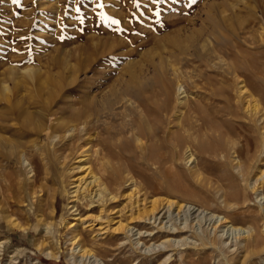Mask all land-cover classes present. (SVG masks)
Here are the masks:
<instances>
[{"label":"rangeland","instance_id":"rangeland-1","mask_svg":"<svg viewBox=\"0 0 264 264\" xmlns=\"http://www.w3.org/2000/svg\"><path fill=\"white\" fill-rule=\"evenodd\" d=\"M261 4L262 0H0V87L3 79H19L25 70L43 80L61 77L67 83L54 93L53 107L44 114L47 122L34 115L42 99L37 100L30 83L20 80L13 90L15 100L34 116L25 125L21 117L5 115L8 104L0 101V118L5 117L0 119V136L16 144L14 150L4 151L7 159H0V264H264V146L251 162L243 156L231 159V143L237 151L252 149L255 132L244 124L248 121L233 116L235 106L214 92L197 106L205 93L196 94L188 79L187 97L176 111L177 90L165 71L168 64L189 74L193 65L183 59H197L192 41L206 34L215 39L212 30L222 21L234 27L229 28L233 33L219 30L223 40L212 45L213 53L202 50L200 58L244 59L236 64L239 73L264 107V17L256 9ZM153 62L164 69L162 73L153 69ZM227 79L232 81L231 76ZM222 86L213 87L219 91ZM118 95V105L109 107ZM85 98L102 115L97 122L68 131L76 110L86 109L80 104ZM178 112L183 120L195 117L185 125L197 143L176 149L170 134L176 133ZM57 121L50 141L47 129ZM15 151L24 153L29 166L12 156ZM81 154L95 170L105 155L112 166L106 179L122 181L121 198L107 203L103 211L87 209L82 197L70 203L72 180L79 176L75 162ZM121 168L129 175H120ZM136 190L144 194L138 201L145 199L146 206L152 199H171L203 212L190 215L172 209L147 223L135 218L140 204L134 207L132 196L122 197ZM92 216H99L100 228L97 222L90 223L93 227L81 223ZM215 216L225 218L231 228L216 223ZM116 222H127L133 230L105 234L102 228ZM185 222L189 231L182 228ZM244 232L253 238L246 247ZM79 248L89 249L93 257L81 256Z\"/></svg>","mask_w":264,"mask_h":264},{"label":"bare ground","instance_id":"bare-ground-1","mask_svg":"<svg viewBox=\"0 0 264 264\" xmlns=\"http://www.w3.org/2000/svg\"><path fill=\"white\" fill-rule=\"evenodd\" d=\"M255 1H258V0H254V2ZM256 3H258V2H256ZM256 3L254 4V6L256 5ZM256 9L258 10L259 13L262 14V17H264V0H262V4L259 5ZM213 10L215 11L214 7H213ZM251 14L253 15L254 19L258 20V18L256 17L257 11L254 12L252 10ZM226 20L228 21V19H226ZM218 22L221 24L218 23L217 28L213 29L214 31L212 30V34L216 35L215 39L214 38L211 39L210 35L206 34L204 36L199 35L195 38V40L192 41L191 47L193 50L192 51L193 55H194L193 57H195L197 59H183V60H187V61L189 60V62L193 65V69L191 70V72L189 74L187 72H183L181 69H179L177 67L174 68V66L166 64L167 65L166 66L167 69L165 70L166 74L174 80L175 87L177 90V93H176L177 107L175 106L173 108L176 111L178 109L180 110L181 109L180 104H182L183 101H185L184 98L186 96V90L184 89V85H185L184 82L187 81V79L190 82V85L192 86V89H193V91L196 92V94L198 93V94L202 95L203 93L201 91H203L205 93L204 94L205 98L202 99L201 101L196 102L197 106H199L200 103L205 104L207 101H209L211 99V97L214 96L213 92L215 93V96L222 95L221 97H223L225 99V102L227 103V105L230 104V105L235 106L233 108L234 110H236L235 112L232 111V109H231L232 115L233 116H241L243 119L248 121V124H246V123H244V124L247 126L248 129H251L252 132L253 131L255 132L254 133L255 134L254 140L256 142L255 141L253 142L252 149H250L249 147L248 148L244 147L241 149V151H237L236 148L231 143V146H230V150L232 152L231 159H238V158H240V156H243L245 159H248L251 162L257 155H259L261 153V148H263L262 146H264V107H263V105H261V102L259 101V99L257 97H255V94L252 91V88H251L249 82L245 78H243L239 73V70H238V67L236 64H237V62L243 61L244 59L243 60L238 59L239 61H237V62H235V61L229 62L227 59H223V56H221V55L216 56L217 59H201L200 58V57H202V50H204L205 48L207 49L206 55L211 53V51L213 53L214 50H213L212 45L214 43H217V41H219V40H221V41L223 40L224 37L222 34H219V30L228 31L231 34L233 33L229 30V28L234 29V27H232V26L228 27L222 21H218ZM235 30H236V28H235ZM241 30L242 29H238L237 31L239 33H241ZM236 36H238V34ZM179 47H180V45H179ZM179 52H180V54L181 53L184 54V51L181 47L179 48ZM216 55H218V54H216ZM163 62L164 61L160 60V62H158V65H162ZM239 63L241 64L242 62H239ZM243 63H245V62L243 61ZM152 66H153V69L156 70L157 72L162 73V71L164 70V69L162 70V68L160 69V67H158L157 64L155 65L154 62H153ZM24 73L25 74L19 79L18 78L17 79L5 78L1 82L0 101L8 104L6 106V111L4 114L5 115L13 114L17 118L21 117V119H22L21 122L23 125L28 123L34 117V116H32L30 111L23 109L24 107L19 102V99L15 100V98L13 96V90H15L16 86L20 83V80H21L22 82L30 83V85L33 86V92L36 94L35 97L37 98V100L40 101L42 99L41 102L38 101L42 107H40L39 111H36L34 113V115L37 117H40V119L41 118L45 119V121L47 122L46 116L44 114L47 113L48 111H50L51 108L53 107V106H51V102L53 101L54 93L56 91L60 90L62 88V86L64 84H67V83H64L65 80L62 79L61 77L60 78L59 77L58 78H55V77L50 78L49 77L46 80H43L41 77L34 76L33 73L30 72L29 70H25ZM207 73H208V75L206 76ZM210 73L215 74V75L212 76V75H210ZM229 76L232 77V81H229L227 79V77H229ZM134 78L138 81L140 77L137 75L136 77L134 76ZM184 78H186V80H184ZM141 79H142V77H141ZM145 82H146V79H145ZM140 85H142V82ZM214 85H224L222 87H223V89L225 88L226 92L224 94H222L220 91H222L223 89L216 91L215 88L213 87ZM145 86H146V84H145ZM20 87H21V84H20ZM87 98L83 99L85 101L80 103L81 108L86 107V109H81L82 111L76 110L77 111L76 117L73 120L70 119L68 121V122H71L69 127L66 128L68 131L75 130L77 128H80L81 126L82 127L87 126L88 124H90L89 121L97 122L98 118L102 115V114L100 115V112L96 110V107L94 106L93 102L86 103ZM118 103H119V95H118V97H116L114 99V102L113 101L111 102L109 107L116 105V104L118 105ZM131 103H133V102H131ZM187 107L188 106H186V108ZM173 113H175V112H173ZM172 114L170 115V118H171ZM179 114H180V112H178L176 115V121H175L176 124L174 126L177 128L176 133L170 134V138H171L170 140H171L174 148H176V149H178V147H180V145L183 146V145H185V143H189L190 141L193 143L194 142L197 143L196 139L192 138V134L189 133L190 128H186V125H185V123L187 122V119L189 122L190 121L192 122V119H195V117L189 115V118H187V119L185 118L183 120V119H180ZM50 116H53V115L51 114ZM3 118H5V117L2 116L0 119L3 120ZM170 122L171 121L169 120V123ZM58 124H59L58 121L56 123H52V124L50 123V125L47 129V138L50 141H53L55 138L54 132H55V128ZM3 127L4 126L0 123V129H2ZM142 146L145 147V149H142L145 151L147 146H145L144 144H142ZM15 148H16L15 142H13L10 139H6L5 137L0 136V159H2V157H4L3 154H4L5 150L11 151V150H14ZM188 149H190V147L186 146L187 156L189 157L190 153H189ZM141 152H143V151H141ZM15 153H16V151H15ZM12 156L16 157V160L17 159L20 160V163L23 166H29V162L25 158V155L23 152H20L19 154L16 153L15 155L13 154ZM6 157H9V156H6ZM6 157H4V158L7 159ZM86 161H87L86 155L81 154L77 158V162H75L78 164V167H76V168H77V171L79 173V176L76 178H73V180H72L73 182L71 181L75 185H72L70 187V191H71V189L73 190L70 192V194H71L70 203H78L79 198L82 197L83 198L82 200L85 199V201H86L85 206L87 209H91L95 206V207H98L100 209V211H103L104 210L103 206L105 207V205H107V203L116 202L117 199L121 198L120 190L122 189V181L120 180L119 177H118L119 181L118 180H112L113 179L112 176L109 177L110 179H106V176H105L107 174L106 172L109 169V167H112V166H111V162H109V160H107V157L105 155H102V157H100V159L97 160L98 165H97L96 170L93 167H91L90 165L89 166L86 165L85 164ZM188 162H190V160ZM252 164H249V165H252ZM121 171L119 172L120 175H124L126 173H127L126 175H129V173L124 170V168H121ZM261 174H262V171H259V177H258L259 179L261 178ZM262 175H264V174H262ZM122 178H124V177H122ZM263 178H264V176H263ZM127 179L131 180L130 182H132L131 177H129ZM2 180H3V176L0 173V189H2V185H1ZM131 185H133V184H131ZM132 193H134V195ZM132 193H126L125 192L122 197L127 199V198H130V196H132V198L134 200H136L134 207L135 206L137 207L138 204H140V208L138 210L137 217H135V218L139 219V220L142 219L147 223L152 221V220L158 219L159 215H163L164 213H168L172 209L175 210L176 213L184 211V212H187L188 214L190 213V215L191 214L197 215L198 213L203 212L202 209L193 208L192 206H189V205H183L182 203L176 202V201L171 200V199H162V200L152 199L149 202V205L146 206L144 204L145 199L143 201L142 200L138 201L141 198V196L144 195L143 193H141L139 191L137 192V190H136V192L134 191ZM83 203H84V201H83ZM132 204H134V203H132ZM72 207L76 208V210L73 209L74 212L78 211V205L77 204H76V206L73 205ZM82 209H84V208H82ZM96 210H97V208H96ZM75 215L77 216L78 213ZM205 215H208V214H205ZM209 216H211V215L209 214ZM98 217H94V218H93V216H92V218L86 217L84 220L82 219L81 223L84 225L87 224L86 225L87 227H93V226H95V224H93V223L100 221L99 220L100 218H98ZM76 219L79 222L80 218H76ZM132 219H134V217ZM213 219H211V220H213ZM214 220L216 221V223L220 224L221 226H227V227L231 228L230 225H227L228 221L223 217L215 216ZM102 221H104V220H102ZM91 222H93V223L90 224ZM98 223H100V222H97V226L99 225ZM187 224L188 223L185 222L183 224L184 227H182V228L188 229ZM129 225L130 224H128L127 222H126V224L122 223V222H116V223L109 225V227L107 229L102 228V230L104 231L105 234L107 232H109L112 234H122L123 235L124 233L126 234V233H129L133 230V228L129 227ZM101 226L99 225L98 227L100 228ZM177 228H179V227H177ZM170 229L172 232L176 231L175 228H170ZM212 229L214 230L215 227ZM232 230L241 231L239 229H233V228H232ZM188 231H189V229H188ZM242 232H243V230H242ZM244 233H246V236L244 234V236L241 238L243 239V242H244L243 247H246V245H248L250 242H252L253 238H252L251 232H244ZM214 234H215V232H214ZM249 239H250V242H249ZM168 241H170V240H168ZM78 250L82 254L81 256L86 255L89 257H93L92 256L93 254L90 252L89 249L87 250L85 248H79Z\"/></svg>","mask_w":264,"mask_h":264},{"label":"snow or ice","instance_id":"snow-or-ice-1","mask_svg":"<svg viewBox=\"0 0 264 264\" xmlns=\"http://www.w3.org/2000/svg\"><path fill=\"white\" fill-rule=\"evenodd\" d=\"M153 3H159V0H153ZM156 15H159V13H156ZM113 24H116V23H118V21H116V20H113V21H111Z\"/></svg>","mask_w":264,"mask_h":264}]
</instances>
